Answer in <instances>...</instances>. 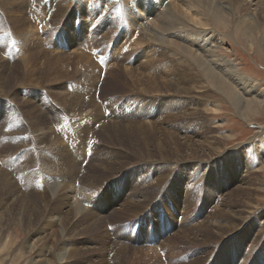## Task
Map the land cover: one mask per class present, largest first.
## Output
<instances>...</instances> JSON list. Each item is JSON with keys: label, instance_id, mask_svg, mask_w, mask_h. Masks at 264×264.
<instances>
[{"label": "rangeland", "instance_id": "1", "mask_svg": "<svg viewBox=\"0 0 264 264\" xmlns=\"http://www.w3.org/2000/svg\"><path fill=\"white\" fill-rule=\"evenodd\" d=\"M24 2L14 17L17 0L0 5V82L21 83L0 99V172L20 193L6 204L12 218L0 213V264H264V107L245 116L234 97L228 100L201 75L193 57L160 56L156 43L123 37L124 25L92 0ZM201 10L208 31L226 38L214 49L234 62L264 103V52L248 46L236 24L224 26ZM228 75L248 97L243 81ZM57 92L78 96L88 109L81 112L89 116L80 118L81 133L70 137L58 128L70 112L58 106ZM21 98L41 113L43 131L24 121ZM52 137L60 139L50 144ZM68 185L73 204L84 206L81 214H73V199L55 196ZM52 212L61 213L59 225ZM236 216L244 223L232 230ZM134 218L143 225L148 219L153 229L138 232Z\"/></svg>", "mask_w": 264, "mask_h": 264}, {"label": "bare ground", "instance_id": "2", "mask_svg": "<svg viewBox=\"0 0 264 264\" xmlns=\"http://www.w3.org/2000/svg\"><path fill=\"white\" fill-rule=\"evenodd\" d=\"M87 1V0H86ZM96 3L97 7H100L102 11H109L116 20L120 21L124 27L126 33H124V29L122 31L123 37L128 36L132 39H135L139 43H145V42H154L158 46L153 47L152 49L156 52L157 55H164L165 53H168L169 55H172V57L176 55V53H181L182 56L185 58L193 57L196 61V64L198 66V70H200L201 75H203L206 80L217 88L222 94H224L228 100L232 99L236 102L237 109H243L242 113L246 116L248 113L255 110V107L260 105L264 107L263 102H259V100L255 99L258 96V93L255 90V86L248 80L244 75H241L238 70L235 68V64L230 62L228 58L226 59L225 56H222L218 54V52L214 49V46H220L223 44L226 40V38L218 33H212L209 32L205 25L206 19L203 15V12L201 9L207 11L211 16L215 17L216 20L221 23L222 25L226 26L228 24H236V27L238 31L242 34V36L247 41L248 46H258L261 51L264 52V0H92ZM13 0H0V5L7 7L12 4ZM18 5H15L13 7V12L11 16H16V12L20 11V8L24 5V0H17ZM28 2V1H27ZM51 4V3H50ZM20 6V7H19ZM68 6V5H67ZM66 6V7H67ZM201 8V9H200ZM9 9L12 11L11 7ZM63 10V9H62ZM68 10V9H67ZM9 11V10H8ZM57 11L54 10V12ZM43 11H41L40 18L43 17ZM11 13V12H8ZM192 29L198 31L196 33L197 38L191 37ZM195 36V35H194ZM193 39L197 40L198 43L195 44L193 42ZM151 49V48H150ZM35 53L34 51H32ZM41 52V51H40ZM25 53V52H24ZM44 53V52H43ZM85 53V52H84ZM27 54V53H26ZM32 54V53H31ZM31 54H28L25 56V62L28 63V65H31L32 61H35L33 56L30 57ZM41 54V53H40ZM82 54V53H81ZM37 55V54H35ZM52 55V54H51ZM83 55V54H82ZM81 55V56H82ZM86 55V54H85ZM87 56V55H86ZM90 56V55H89ZM178 57V56H177ZM45 58V57H44ZM80 58V57H79ZM85 58V57H84ZM87 58V57H86ZM1 59V57H0ZM178 59V58H177ZM43 58H41L39 61L42 62ZM56 60V59H55ZM58 62L60 63L59 58H57ZM89 60L85 59L84 61ZM181 60V61H180ZM180 63L186 62L184 59H180ZM91 61V60H90ZM1 62V61H0ZM3 62V61H2ZM45 62V61H44ZM57 62V63H58ZM46 63V62H45ZM90 63V62H89ZM178 63V62H177ZM2 64V63H1ZM42 64V63H41ZM40 64V65H41ZM51 67V66H50ZM54 67V66H53ZM219 68V69H214ZM59 68H63L62 64H59ZM176 68V67H175ZM129 69V68H128ZM37 70V69H36ZM52 71V70H51ZM64 71V70H63ZM187 71V70H186ZM181 72V71H180ZM2 73V72H1ZM196 73V72H195ZM168 74V73H167ZM226 74H230L232 78L237 77V79L243 81L241 89H244L246 91V95L249 97H246L240 92L236 90V86L233 84L232 80L230 79L229 75L226 78ZM34 76V75H33ZM56 76V75H54ZM60 76V75H59ZM151 76V75H150ZM98 77V76H97ZM100 77V76H99ZM196 77V76H195ZM53 78V77H52ZM60 78V77H59ZM58 78V79H59ZM3 79V78H2ZM14 79V78H13ZM56 79V78H55ZM98 79V78H97ZM143 79V78H142ZM5 80V79H4ZM12 80V79H11ZM145 80V79H144ZM162 80V79H161ZM58 81V80H57ZM54 82V81H53ZM56 82V81H55ZM177 79H173L170 81V84H178ZM19 84L18 81L12 82L11 86H6L5 83L0 82V99L3 98L2 95H5L7 92H11L10 90L14 87H17ZM37 84V83H35ZM25 85V84H24ZM235 86V87H234ZM172 87V86H171ZM177 88V87H176ZM216 89V90H217ZM155 91V90H154ZM58 93V92H57ZM55 95V94H54ZM6 97V96H5ZM14 97V96H13ZM234 97V98H233ZM14 99V98H13ZM55 100L60 104L58 106H62L64 109L68 108V112L72 117L76 119L77 124V130L76 127H72L71 122L73 121L72 117L69 114H63L62 117H59L62 121L58 124V128H62L64 126L66 130V135H69L70 137L76 135L75 131H78V133H81L82 128L80 125V118L86 117L89 118L88 114H81V112H88V109L82 110V102L79 99L78 96L73 97V95H68L65 92L62 94L58 93L56 94ZM14 101V100H13ZM25 103L27 100L21 98L19 106H21L26 112V115L24 116V121L27 122L28 126L33 128L36 132L37 131H43V127L46 128V126H42L40 124L39 119L42 118L41 113H33L35 110L38 111L36 106L30 102L25 106L22 104V102ZM29 102V101H27ZM17 104V103H16ZM30 104V105H29ZM235 106V107H236ZM66 111V110H65ZM68 116V117H67ZM91 116V115H90ZM104 123V119L101 116H95L94 121H101ZM70 122L68 123V121ZM39 121V122H38ZM112 121V120H111ZM44 122V121H43ZM96 122V123H97ZM100 123V122H99ZM119 123V122H118ZM105 124V123H104ZM103 125V124H102ZM106 126V125H105ZM113 126V125H112ZM85 131H91L90 125L86 123L84 126ZM101 127V126H100ZM12 128V127H11ZM109 128V127H108ZM138 129V128H137ZM110 130V128H109ZM126 130V129H125ZM129 130V129H128ZM127 130V131H128ZM12 131V130H11ZM34 131V132H35ZM112 131V130H111ZM118 131V130H117ZM130 131V130H129ZM128 131V132H129ZM107 132V131H106ZM120 132V131H119ZM134 132V131H133ZM43 133H46L44 130ZM101 133V132H100ZM108 133V132H107ZM126 133V132H125ZM131 133V132H130ZM137 133V132H136ZM84 134V133H83ZM133 134V133H132ZM139 134V133H138ZM137 134V136H138ZM33 135V134H32ZM37 138H44L42 137V133H36ZM56 135V134H55ZM106 135V133H105ZM127 135V134H126ZM125 135V136H126ZM81 136V135H80ZM88 136V135H87ZM111 136V135H110ZM136 136V135H135ZM140 136V135H139ZM138 136V137H139ZM82 137V136H81ZM36 138V137H35ZM50 138V137H49ZM48 139V138H47ZM60 139V138H59ZM59 139H55L59 141ZM81 139V138H80ZM141 139V138H140ZM39 140V139H38ZM44 140V139H43ZM50 144L55 143L56 141L53 139H49ZM138 140V139H137ZM27 141V140H26ZM83 141V140H82ZM15 142V141H14ZM28 142V141H27ZM42 142V141H41ZM161 142V141H160ZM80 143V142H79ZM46 144V143H45ZM65 144V143H64ZM80 145V144H79ZM157 145V144H156ZM174 146V145H173ZM80 147V146H79ZM193 148V147H192ZM79 149V148H78ZM82 151V150H81ZM154 151V150H153ZM263 151V150H262ZM165 152V151H164ZM116 158V157H115ZM188 158V157H187ZM184 159V158H183ZM182 159V160H183ZM186 159V158H185ZM197 159V158H194ZM207 159V158H206ZM120 160V159H119ZM130 160V159H129ZM181 160V159H180ZM190 160V159H186ZM193 160V158H192ZM260 162L264 164V159H260ZM96 163V162H95ZM111 163V162H110ZM119 163V162H118ZM102 165V164H101ZM76 168V167H75ZM72 169V168H71ZM1 171V169H0ZM4 171V170H3ZM1 173V172H0ZM0 174V189L4 191V189H7L5 191V196L3 197V200L0 201V213L3 214L4 217L10 218L13 213H9L10 206L6 207V204H9L8 201L12 200V198L16 199L20 195L17 194V188L15 183L13 184L12 181L8 180L7 177ZM48 174V173H45ZM53 176L54 174L51 173ZM77 174V173H76ZM48 177V176H47ZM68 177V176H67ZM130 177V176H129ZM73 178V177H72ZM166 178V177H165ZM159 182V181H158ZM64 184V183H63ZM62 184V185H63ZM57 188V187H56ZM26 189V188H25ZM73 188L68 186H63L59 190L55 191V196H62L64 199H73L70 203V206H73V214L74 212L76 214H81L80 210L84 207H81L80 205L77 206V204H73L75 200L76 194H74ZM230 191V190H229ZM57 192V194H56ZM22 193V192H21ZM76 193V192H75ZM75 196H74V195ZM19 195V196H18ZM22 196V195H21ZM133 195H131L128 198H131ZM11 197V198H7ZM54 197V196H53ZM5 198V199H4ZM51 198V197H50ZM59 198V197H58ZM133 198V197H132ZM148 199V198H147ZM179 199V198H178ZM25 200V199H24ZM28 200V199H27ZM33 200V199H32ZM54 200V199H53ZM62 200V199H61ZM150 200V199H149ZM14 201V200H13ZM22 201V200H20ZM138 201V200H137ZM146 201V200H145ZM178 201V200H177ZM206 201V200H205ZM223 201V200H222ZM51 202V201H50ZM69 202V201H68ZM67 202V203H68ZM78 202V200H77ZM134 202V200L132 201ZM218 202V201H216ZM224 202V201H223ZM24 203V202H23ZM82 203V201H81ZM131 203V202H130ZM135 203V202H134ZM138 203V202H137ZM136 203V204H137ZM143 203V202H142ZM176 203V202H175ZM72 204V205H71ZM133 204V203H132ZM135 204V205H136ZM212 204V203H211ZM224 204V203H222ZM227 204V203H226ZM178 205V204H177ZM221 205V204H220ZM16 206V205H15ZM224 206V205H223ZM228 206V205H227ZM135 207V206H134ZM226 207V206H224ZM7 208V209H6ZM14 208V207H13ZM133 208V206H132ZM216 208V206H215ZM84 209V208H83ZM82 209V210H83ZM115 209V208H114ZM218 209V207H217ZM47 209H45L46 211ZM86 210V209H85ZM149 210V209H147ZM145 210V211H147ZM6 211V212H5ZM71 211V210H70ZM91 211V210H88ZM134 211V210H133ZM144 211V212H145ZM183 211V210H182ZM236 211V209H235ZM234 211V212H235ZM15 212V211H14ZM150 212V211H149ZM153 212V211H152ZM152 212H150L152 215H154ZM232 213L231 211H229ZM43 213V212H42ZM53 213V214H52ZM51 214V222L57 223L58 225L61 223V213L59 212H52ZM83 213V212H82ZM85 212L84 214H86ZM130 213V211H129ZM226 213V212H225ZM249 213V212H248ZM1 214V215H2ZM16 214V213H14ZM40 214V213H39ZM75 214V215H76ZM129 215V214H128ZM50 214L46 215V217H49ZM91 217V215H89ZM93 216V215H92ZM199 216V215H198ZM225 216V215H224ZM230 216V215H229ZM233 216V215H232ZM231 216V217H232ZM241 216V215H240ZM243 216V215H242ZM255 216V215H254ZM100 217V216H98ZM205 217V216H204ZM248 217V215H247ZM12 218V217H11ZM40 218V217H39ZM38 218V219H39ZM208 218V217H207ZM214 218V217H213ZM237 222H233L232 224V230L237 229L242 222H239V218L236 216ZM245 219V218H243ZM12 220V219H11ZM16 220V219H15ZM40 220V219H39ZM44 220V219H43ZM202 220V219H201ZM208 220H211L208 222L211 228H218V224L216 221H213L208 218ZM8 221V220H7ZM87 221H90L86 220ZM134 221V222H133ZM207 221V220H206ZM70 222V221H69ZM98 222V221H97ZM132 228H137L138 232L145 230H151L153 229V222H149L148 219H144L142 224L141 218H134L131 220ZM224 222V221H223ZM226 222V221H225ZM230 222V220H229ZM5 223V222H4ZM196 223V222H195ZM198 223V222H197ZM244 223V222H243ZM56 224V225H57ZM260 224V223H259ZM52 225V223H51ZM55 225V224H54ZM189 225V224H188ZM193 224H191L192 226ZM95 226V225H94ZM93 226V227H94ZM225 226V225H224ZM68 227V226H67ZM92 227V226H91ZM207 227V226H206ZM208 227V228H210ZM221 227V226H220ZM219 227V228H220ZM64 228V227H63ZM83 228V227H82ZM95 228V227H94ZM97 228V227H96ZM99 228V227H98ZM218 228V230H219ZM223 228V227H222ZM229 231L230 226H226ZM241 228V227H240ZM141 229V230H138ZM156 229V228H155ZM184 229V228H182ZM203 229V228H202ZM225 229V228H224ZM224 229H221L224 231ZM264 228H262L263 230ZM231 230V228H230ZM231 230V231H232ZM223 232L224 234L228 232ZM258 231H261L258 229ZM257 231V232H258ZM182 232V231H181ZM190 232V231H189ZM256 232V231H255ZM40 233V232H39ZM64 231L62 230V246L61 249H64L62 252H66V244L65 236L63 235ZM69 233V232H68ZM87 233V232H86ZM97 233V231H96ZM175 233V232H174ZM219 233V232H218ZM262 233V232H261ZM45 234V233H44ZM71 234V232L69 233ZM142 234V233H141ZM184 234V233H183ZM186 234V233H185ZM184 234V235H185ZM259 234V233H258ZM207 235V234H206ZM231 236V235H230ZM38 237V236H37ZM193 237V236H190ZM73 238V237H72ZM186 238V237H185ZM171 239V238H170ZM168 239L166 243L173 242L174 240ZM41 240V239H40ZM204 241V240H203ZM61 242V241H60ZM206 243V242H205ZM251 243V242H250ZM65 244V245H64ZM121 244V243H120ZM168 244V243H167ZM37 245V244H36ZM126 245V244H125ZM249 245V244H248ZM46 247V246H45ZM248 247V246H247ZM29 248V247H28ZM148 249V248H147ZM59 250V249H58ZM135 250V249H134ZM50 251V250H48ZM44 252V251H43ZM53 252V251H52ZM50 252V253H52ZM91 252V251H90ZM121 252V251H120ZM146 252V251H145ZM38 253V252H37ZM41 253V252H40ZM54 254V253H53ZM124 254V253H123ZM35 255V253H34ZM142 255V254H141ZM138 256V254H137ZM144 256V255H143ZM43 257V255H42ZM127 257V256H126ZM63 256H61V261H63ZM68 258V257H67ZM134 258V257H133ZM44 259V257H43ZM47 259V258H46ZM45 259V260H46ZM59 259V260H60ZM130 259V257H129ZM48 260V259H47ZM132 260V258L130 259ZM138 260V257H137ZM142 261V259H141ZM40 262V261H39ZM38 262V263H39ZM44 262V261H43ZM52 262V261H51ZM48 261V264L51 263ZM64 262V261H63ZM139 262V261H138ZM41 263V262H40ZM60 263V262H59ZM46 264V263H45ZM55 264V263H54ZM61 264V263H60ZM136 264V263H135Z\"/></svg>", "mask_w": 264, "mask_h": 264}]
</instances>
